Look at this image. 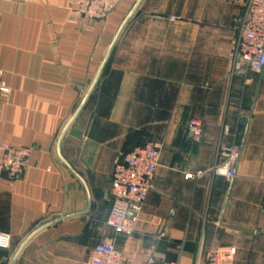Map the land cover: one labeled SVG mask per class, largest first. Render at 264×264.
<instances>
[{"label": "crops", "instance_id": "0c3cea01", "mask_svg": "<svg viewBox=\"0 0 264 264\" xmlns=\"http://www.w3.org/2000/svg\"><path fill=\"white\" fill-rule=\"evenodd\" d=\"M136 2L78 31L65 0H0V142L30 150L18 180L0 176V263L25 243L16 264H81L110 232L115 162L159 140L134 231L116 240L127 262L197 264L233 245L232 264H264V69L230 74L248 0H142L73 119ZM223 138L240 149L232 179L211 169Z\"/></svg>", "mask_w": 264, "mask_h": 264}, {"label": "built area", "instance_id": "2783aa9c", "mask_svg": "<svg viewBox=\"0 0 264 264\" xmlns=\"http://www.w3.org/2000/svg\"><path fill=\"white\" fill-rule=\"evenodd\" d=\"M67 5L66 22L78 31H91L96 21L107 19L123 0H65ZM171 17V20H177ZM238 36L235 39L231 75H244L249 71L260 72L264 69V0H248L241 16L237 19ZM10 85L5 79V71L0 68V122L4 97L9 95ZM187 130L196 143H201L204 133V121L193 118L188 122ZM229 136L228 129L224 137ZM162 142L148 141L121 155L115 162L112 172L110 193L112 204L105 225L110 232L103 233L99 243L88 252L81 264H130L116 247L117 237L131 235L151 189L152 180L159 165ZM219 159L211 168L227 179L236 175V166L240 157L237 144L225 138L219 144ZM28 147H17L9 142H0V176L12 185L29 165ZM200 173L187 174L197 178ZM132 214V217H129ZM11 238L0 232V249H9ZM236 247L229 245L210 251L204 262L197 264H232ZM150 257L142 264H154ZM8 264V263H0ZM162 264H178L164 262Z\"/></svg>", "mask_w": 264, "mask_h": 264}, {"label": "water", "instance_id": "95a60500", "mask_svg": "<svg viewBox=\"0 0 264 264\" xmlns=\"http://www.w3.org/2000/svg\"><path fill=\"white\" fill-rule=\"evenodd\" d=\"M141 1H142V0H137V2L135 3L134 7L130 10V12L128 13V15H127V16L125 17V19L123 20L121 26L119 27V29H118V31H117V33H116V35H115V37H114V39H113L111 45H110V47H109V49H108V51H107V54H106V57H105L104 62H103V64H102V67L100 68V70H99V72H98V74H97V76H96V78H95V81H94L93 85L91 86L90 90L88 91L87 95L85 96L84 101L81 103V105L79 106L78 110L76 111V113H75L73 119L75 118V116L77 115V113L79 112V110L81 109V107L83 106V103L85 102V100L88 98V96L90 95V93L92 92V90L94 89V87L96 86V84L98 83V81H99V79H100V77H101V75H102V72H103L104 66H105V64H106V62H107V60H108V58H109V56H110V54H111V52H112V50H113L115 44H116V42H117V40L119 39V37H120V35H121L123 29H124L125 26L127 25V23L130 21V19H131L132 16L134 15V13H135V11L137 10V8H138L139 4L141 3ZM73 119H72V120H73ZM70 123H71V121H70ZM70 123H69V125H70ZM67 127H68V126H67ZM67 166L71 169V171H72L76 176H78L77 173H75L74 170H73L68 164H67ZM78 177H79V176H78ZM88 210H89V206L85 209V211H83V213L88 212ZM132 216H133L132 214H129V217H132ZM59 220H60V219H58V221H59ZM56 221H57V220H56ZM56 221H53V222H51L50 224L55 223ZM24 244H25V243H24ZM24 244H23V245L20 247V249L17 251L16 255L14 256V258H13V260L11 261L10 264H16L17 258H18V256H19V254H20V252H21V250H22Z\"/></svg>", "mask_w": 264, "mask_h": 264}, {"label": "rangeland", "instance_id": "374dc122", "mask_svg": "<svg viewBox=\"0 0 264 264\" xmlns=\"http://www.w3.org/2000/svg\"><path fill=\"white\" fill-rule=\"evenodd\" d=\"M77 256L79 257V256H81L80 254H77Z\"/></svg>", "mask_w": 264, "mask_h": 264}]
</instances>
